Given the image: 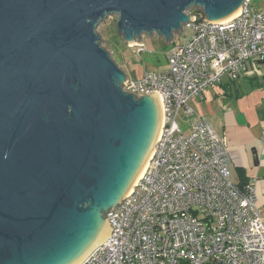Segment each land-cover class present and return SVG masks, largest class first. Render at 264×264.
<instances>
[{
  "label": "water",
  "instance_id": "obj_1",
  "mask_svg": "<svg viewBox=\"0 0 264 264\" xmlns=\"http://www.w3.org/2000/svg\"><path fill=\"white\" fill-rule=\"evenodd\" d=\"M243 0H0V264H61L123 198L155 137L153 96L100 45L168 44L197 10L220 21Z\"/></svg>",
  "mask_w": 264,
  "mask_h": 264
},
{
  "label": "built area",
  "instance_id": "obj_2",
  "mask_svg": "<svg viewBox=\"0 0 264 264\" xmlns=\"http://www.w3.org/2000/svg\"><path fill=\"white\" fill-rule=\"evenodd\" d=\"M186 14L189 38L171 45L167 69L123 84L136 97L157 95L163 124L144 174L104 215L106 240L80 264H264L253 185L234 183L223 139L189 106L223 77L239 79L250 61L264 68V0L260 8L243 0L226 21Z\"/></svg>",
  "mask_w": 264,
  "mask_h": 264
},
{
  "label": "crops",
  "instance_id": "obj_3",
  "mask_svg": "<svg viewBox=\"0 0 264 264\" xmlns=\"http://www.w3.org/2000/svg\"><path fill=\"white\" fill-rule=\"evenodd\" d=\"M189 106L203 116L223 139L235 184L251 183L264 222V68L258 60L247 64L242 76L207 89Z\"/></svg>",
  "mask_w": 264,
  "mask_h": 264
},
{
  "label": "rangeland",
  "instance_id": "obj_4",
  "mask_svg": "<svg viewBox=\"0 0 264 264\" xmlns=\"http://www.w3.org/2000/svg\"><path fill=\"white\" fill-rule=\"evenodd\" d=\"M250 1L253 7L260 8L263 5V0ZM117 19V15L108 16L98 25L96 33L100 39L101 47L108 52L111 59L129 79H139L145 71H165L168 66L166 53L171 48V45L185 42L190 35L186 29L183 34L181 31L178 34L175 33L170 44L155 34L151 36L143 35L141 41L144 49L141 53H138L137 48L131 44L133 42L125 44L122 37L118 35L116 30ZM183 131L185 133L188 132L186 127H183ZM102 218H105L104 214Z\"/></svg>",
  "mask_w": 264,
  "mask_h": 264
},
{
  "label": "bare ground",
  "instance_id": "obj_5",
  "mask_svg": "<svg viewBox=\"0 0 264 264\" xmlns=\"http://www.w3.org/2000/svg\"><path fill=\"white\" fill-rule=\"evenodd\" d=\"M239 11H240V8L236 9L234 12H232L231 14H229L227 17H225L224 19H222L220 21H226V20H229V19L236 17L239 14ZM133 43H131V44H133ZM153 98H154V101L157 105L158 113H159L157 131H156L155 137H154V139L150 145L148 153L144 159V162L142 163V166L140 167V170L138 171L136 177L134 178L131 186L126 191L124 197L127 196L131 192L135 183L138 180H140V178L144 174L148 160L152 154L153 147H154L155 143L157 142V140L160 136V132H161L162 124H163L161 103H160V98L157 95H154ZM108 233H109V230H108V226H107L106 222L105 223L95 222L93 224L92 228L90 229V231L87 233L83 242L81 244L77 245L76 248L74 249V251L72 252V254L65 261H63L61 264H80L95 247L99 246L100 244H102L106 240Z\"/></svg>",
  "mask_w": 264,
  "mask_h": 264
},
{
  "label": "trees",
  "instance_id": "obj_6",
  "mask_svg": "<svg viewBox=\"0 0 264 264\" xmlns=\"http://www.w3.org/2000/svg\"><path fill=\"white\" fill-rule=\"evenodd\" d=\"M192 13H193V14H196L198 17H201V14H202L201 12L196 11V10H195V11L193 10ZM236 185H237L238 187H240V188H242V187L245 186L244 184H239V183H237Z\"/></svg>",
  "mask_w": 264,
  "mask_h": 264
}]
</instances>
